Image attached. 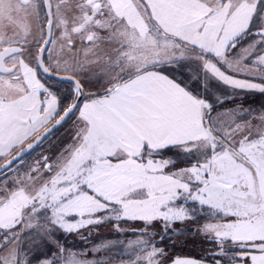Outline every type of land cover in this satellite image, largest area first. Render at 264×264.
<instances>
[{
  "label": "snow or ice",
  "instance_id": "snow-or-ice-1",
  "mask_svg": "<svg viewBox=\"0 0 264 264\" xmlns=\"http://www.w3.org/2000/svg\"><path fill=\"white\" fill-rule=\"evenodd\" d=\"M117 262L264 264V0H0V264Z\"/></svg>",
  "mask_w": 264,
  "mask_h": 264
},
{
  "label": "trees",
  "instance_id": "trees-1",
  "mask_svg": "<svg viewBox=\"0 0 264 264\" xmlns=\"http://www.w3.org/2000/svg\"><path fill=\"white\" fill-rule=\"evenodd\" d=\"M194 225H192V230L194 229ZM106 229H110V228H106ZM185 231V235L179 236V237H174V239H179L178 241H181V243H177L176 247L174 249H170L169 251L174 253L177 256H185V257H190V256H196L198 255L197 251H200V245L199 243H193L191 242L192 238H191V231L188 229H184ZM107 238H103V239H110V238H119V239H125V237L123 235H120L119 237H117V235L113 232V234L111 235H107ZM128 238H132L130 235ZM101 239V240H103ZM80 240V238L76 237L75 241L73 242V244H75L74 248L75 250H79V251H86L88 248H81L78 246V244H76L77 241ZM87 242V241H86ZM85 242V243H86ZM83 243V242H82ZM87 243H89V250L91 249L92 245H94V242H91V240H89ZM72 243H70L69 245H71ZM84 244V243H83ZM180 244V245H179ZM180 246H182L180 248ZM81 248V249H80ZM182 248L185 249V251L181 250ZM126 259V257H124ZM117 264H119V262H117Z\"/></svg>",
  "mask_w": 264,
  "mask_h": 264
},
{
  "label": "rangeland",
  "instance_id": "rangeland-1",
  "mask_svg": "<svg viewBox=\"0 0 264 264\" xmlns=\"http://www.w3.org/2000/svg\"><path fill=\"white\" fill-rule=\"evenodd\" d=\"M259 99H262V98H259ZM248 101L249 102H253V103H255V104H259L260 103V101L261 100H259V101H256V99L255 98H252V99H248ZM65 127H68V126H65ZM65 132V129L63 130V131H58L55 135H56V137H60L61 139H63L64 138V136H63V133ZM55 137V138H56ZM107 227H101L100 228V230H99V233L98 234H94L90 239H87V240H82V239H80L79 241H77L76 242V244H78V246L79 247H81L82 249L83 248H88L87 250H89V246L90 245H88L89 243H87L89 240H91V242H94V243H97L98 241H101V239H103L104 237L105 238H107L108 236V234L109 235H111V234H113V231L111 230V229H106ZM181 228H183V229H188V230H190L191 232H192V224H190V223H186V224H184V225H181ZM75 239H76V236H71V237H68V243L70 244V243H72L70 246L73 248V249H75L74 248V246H75V244H73V242L75 241ZM111 239H119V238H110V239H103V240H111ZM177 240H179V239H177ZM87 241V242H86ZM84 244H83V243ZM86 242V243H85ZM180 245V244H179ZM182 246H180V248H181ZM80 248V249H81ZM86 250V251H87ZM175 250V249H174ZM181 250H183V251H185V249L184 248H182ZM197 253L199 254V251H197ZM113 254H115V251H114V253ZM182 257H185V256H182Z\"/></svg>",
  "mask_w": 264,
  "mask_h": 264
},
{
  "label": "crops",
  "instance_id": "crops-1",
  "mask_svg": "<svg viewBox=\"0 0 264 264\" xmlns=\"http://www.w3.org/2000/svg\"><path fill=\"white\" fill-rule=\"evenodd\" d=\"M252 98H255L257 101L261 100V99H259V98H260L259 96H256V97L249 96V97H247V100H248V99H252ZM237 102H238V101H237ZM231 106H232L231 104H226V105H225V107H231Z\"/></svg>",
  "mask_w": 264,
  "mask_h": 264
},
{
  "label": "flooded vegetation",
  "instance_id": "flooded-vegetation-1",
  "mask_svg": "<svg viewBox=\"0 0 264 264\" xmlns=\"http://www.w3.org/2000/svg\"><path fill=\"white\" fill-rule=\"evenodd\" d=\"M256 101H257V100H256ZM238 102H239V101H238ZM69 124H70V122H69ZM66 126H68V125H66ZM65 128H67V127H65ZM65 128H61V129L59 130V132H60V131H63ZM55 137H56V135H55L52 139H56Z\"/></svg>",
  "mask_w": 264,
  "mask_h": 264
}]
</instances>
